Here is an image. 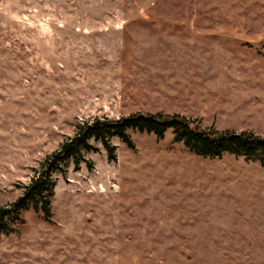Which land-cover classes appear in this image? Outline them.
<instances>
[{
    "label": "rangeland",
    "instance_id": "374dc122",
    "mask_svg": "<svg viewBox=\"0 0 264 264\" xmlns=\"http://www.w3.org/2000/svg\"><path fill=\"white\" fill-rule=\"evenodd\" d=\"M135 112L264 135V0H0V208L80 123ZM94 143L0 264H264V165L172 131Z\"/></svg>",
    "mask_w": 264,
    "mask_h": 264
},
{
    "label": "trees",
    "instance_id": "16d2710c",
    "mask_svg": "<svg viewBox=\"0 0 264 264\" xmlns=\"http://www.w3.org/2000/svg\"><path fill=\"white\" fill-rule=\"evenodd\" d=\"M169 130L175 142L182 143L198 156L213 158L232 155L258 159L264 165V135L251 131L203 128L183 115L162 112H135L119 118L95 117L80 123L74 136L45 158L41 169L32 177L23 194L9 206L0 208V236L9 233L22 220L21 213L29 208L42 212L47 220L50 219L55 174L70 160H73L75 170H79L81 162H85L83 153L99 150L95 142L107 151L110 160H114L116 155L112 138H118L133 149L131 132L152 134L162 139Z\"/></svg>",
    "mask_w": 264,
    "mask_h": 264
}]
</instances>
